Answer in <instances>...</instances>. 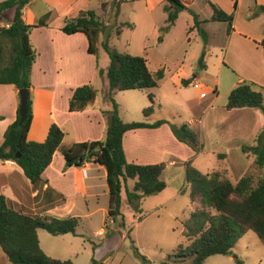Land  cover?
Listing matches in <instances>:
<instances>
[{"label":"trees","instance_id":"trees-1","mask_svg":"<svg viewBox=\"0 0 264 264\" xmlns=\"http://www.w3.org/2000/svg\"><path fill=\"white\" fill-rule=\"evenodd\" d=\"M33 0H7L0 3V18L9 10L13 19L8 26H0V85H12L17 90H31V75L37 59V52L30 41V34L36 26H29L23 19V9ZM236 1V0H235ZM167 14V28L173 27L178 15L184 11L193 18V30L208 45L209 34L202 25L207 22L226 24L230 34L233 15L207 2L212 17L200 20L199 16L181 0H164ZM122 4V2H119ZM234 7H236V2ZM264 12V7L261 8ZM127 26V25H124ZM134 25L130 24V28ZM66 36H85L87 53L97 58V41L102 32L101 22L94 11L80 12L76 18L66 19L61 28ZM120 34V30L118 31ZM160 40V38H158ZM264 47V40L261 42ZM102 48L109 59L107 70L108 90L105 95L111 110L103 112L107 119L103 141H85L72 144L60 150L64 139L63 131L51 124L42 142L28 139L33 120L31 96L28 102L27 119L20 125L17 112L16 121L10 125L0 146V163L14 162L33 187L47 184L42 176L51 165L53 156L60 151L66 168L82 169L87 164L103 167L107 174L108 211L107 217L116 222L121 216L122 190L129 205L134 206L143 199L160 194L166 188L161 180L167 169L166 163L136 165L128 163L123 149V138L128 132L142 129L155 130L168 125L175 139L198 154L202 149L199 137L188 125H172L165 120L152 124L147 122L124 123L119 116V105L115 101L117 93L125 91H150L164 80L163 69L154 74L142 57L121 54L104 43ZM205 51L198 61L201 70H206ZM187 87L189 81H182ZM97 91L90 85L78 87L69 99L68 112L82 113L95 104ZM150 106L142 111L144 119L154 114V96L148 95ZM227 111L235 109H258L264 114V88L253 83L242 82L228 96ZM243 154L252 158V166L264 170V126L256 135L253 144L241 146ZM17 155L19 156L17 158ZM250 165V166H251ZM227 174V171L224 170ZM134 181L131 190L127 181ZM185 183L191 204L198 203L199 209L190 215L186 223V247L180 245L176 251L160 264H204L216 255H229L238 241L247 233H253L264 248V175L253 186V179L244 175L232 184L220 172L202 174L191 162L185 164ZM78 219H63L44 216H30L10 208L6 198L0 193V250L9 264H72L70 261L53 259L44 254L39 245L38 230L51 236L76 235ZM123 226V224L121 223ZM136 251V250H135ZM139 256L138 252L136 251ZM141 257V256H140ZM147 262L145 257H141ZM236 264H243L237 261Z\"/></svg>","mask_w":264,"mask_h":264},{"label":"rangeland","instance_id":"rangeland-1","mask_svg":"<svg viewBox=\"0 0 264 264\" xmlns=\"http://www.w3.org/2000/svg\"><path fill=\"white\" fill-rule=\"evenodd\" d=\"M4 1L7 0H0V3ZM90 1L91 4H89L88 9L94 8L93 11L102 25V32L97 41V58H95L97 80L91 83V86L97 91L95 106L105 108L104 112L111 110V105L105 98L108 90L109 59L102 48V45L107 42L111 48L121 54L144 58L151 73L154 74L163 69L166 74L165 79L155 89L125 91L116 94L115 101L119 105V116L124 123L146 122L142 111L151 104L148 98L149 94L154 96L156 104L154 115L149 122L165 120L172 125L180 126L189 123L191 119L193 120L192 117L196 116V112L193 113L190 110L191 105L199 102L198 97L202 93L208 96L207 99L203 100V103H208L213 98L212 91H214L215 83L220 79L219 72L223 65L222 56L227 42L226 24L207 22L202 25L203 29L211 35L210 43L205 46L202 38L195 33L196 30L193 31L191 27L185 26L186 23L183 20L189 18L188 12L184 13V17L177 28L169 33L172 27L166 29L167 25H163L162 10L166 6L164 0ZM119 2H122L123 6ZM118 6L119 12L116 15ZM190 6L201 20H210L212 11L207 0H192ZM59 7L57 9L62 15L66 8H64L63 3H59ZM28 10L37 20L49 10V6L42 1H35L26 9V11ZM191 18L189 19L191 20ZM10 19L12 22V10L7 11L5 17L0 18V22L6 25L11 23L9 22ZM23 19L27 20L28 17ZM132 23L134 27L130 28ZM183 26L185 30H183ZM119 30L120 34L118 33ZM61 35L62 40L59 41L61 48L79 47L77 41ZM164 38H166L165 41H163ZM203 51L206 53V70H201L198 66ZM78 53L80 52L78 51ZM226 59L239 60L232 50ZM224 64L226 65V63ZM102 69H104V75ZM223 72H234V70L226 67ZM193 75L198 77L195 84H198L199 87L196 88L193 85L190 87L179 86L181 79H193ZM103 117L105 118L104 115ZM74 125L73 120L70 124H63L61 130L64 133V139L60 146L61 151L69 148L76 139H96L98 137L94 131L79 132V130L74 129ZM106 126L107 119L105 118V134ZM189 128L201 137L198 121ZM134 137L129 135L127 140L133 141ZM144 139L148 141L149 137L144 134ZM155 139H160L161 143L167 146L164 137H153L152 142ZM181 155L184 156L183 153ZM197 163L200 164L198 169L201 172H220L232 184L237 183L238 174H234L231 179L224 172V169L218 168L216 158L204 154ZM60 164L61 159L59 157L53 161L55 167ZM178 166L180 168L170 169L168 167L161 176V180L166 183V186L168 185V188L166 187L160 194L143 199L134 206L129 205L126 201L125 188H123L122 217L119 216L116 222L107 217L108 196L105 195V198L92 203L91 207L95 211L94 214L77 220L76 235L68 234L54 237L43 230H38L37 235L41 250L48 257L70 261L72 264H160L164 262L169 255L176 251L177 247L180 245L186 247L189 244L185 237V225L189 221L190 215L199 209L197 202L190 203L186 193L187 188L183 185L185 178L183 167L180 164ZM244 175L251 176L253 186H256L263 177L264 170L251 165ZM180 186L182 187L180 192L183 194L174 197V190H178ZM126 188L132 189L130 180L127 181ZM24 207L23 204L19 212H24L30 216L67 218L62 213H56L53 216L38 210L39 208L33 212ZM10 208L18 211L12 205ZM101 229L105 230L104 236L98 234ZM140 256L145 257L147 262L143 261ZM3 258L5 264H9L5 256ZM238 260L243 264H264V248L255 234L247 233L238 241L229 255L212 256L204 264H236Z\"/></svg>","mask_w":264,"mask_h":264},{"label":"crops","instance_id":"crops-1","mask_svg":"<svg viewBox=\"0 0 264 264\" xmlns=\"http://www.w3.org/2000/svg\"><path fill=\"white\" fill-rule=\"evenodd\" d=\"M35 1H42L49 6V10L37 20L29 10L26 11ZM181 1L188 8H192L190 6L192 0ZM207 2L233 15V25L230 34L225 33L227 42L222 56L223 65L219 72L220 79L215 83L212 91L213 98L208 103H203L208 96L201 98L199 95V102L190 107L193 113L196 112V116L186 124L190 127L198 121L201 137L196 135L202 144L201 151L196 154L188 146L178 142L168 125L155 130L142 129L126 133L123 138V149L128 163L136 165L166 163L167 168L170 169L180 168L178 166L180 164L184 175L185 164L188 162L200 171L198 159L207 154L217 159L218 168L226 170L231 179L234 174H238L236 180L238 182L253 161L243 154L241 146L253 144L256 135L264 126V114L258 109L249 108L227 111L225 106L230 92L242 82L264 88V47L261 46L264 40V12L261 11L264 0H207ZM235 2L236 7H234ZM59 3H63L66 8L62 15L57 9ZM89 4H91L90 0H33L23 9V18L28 17L24 20L25 23L36 26L30 34L31 44L37 52L31 75L33 120L28 135L30 141H44L51 124H56L62 129L63 124H70L71 120L75 122L74 129L79 132L94 131L98 136L96 139H76L72 144L105 139V118L102 115L105 108L96 107L94 104L82 113L68 112L69 99L74 90L85 85L91 86V83L97 80L96 61L94 56L87 53V40L85 36L78 34L67 37L77 41L79 47L69 49L61 48L59 45L64 21L76 18L80 12L93 11V7L88 9ZM164 7L163 25H167ZM184 13L186 11L178 15L169 33L177 28ZM189 18H185L183 22L186 23V27L192 28L193 19ZM0 26L7 27L8 24L3 25L0 22ZM183 30H185L184 26ZM195 33L197 34L196 31ZM165 40L166 38L163 41ZM230 50L239 60L226 59ZM226 67L234 72H223ZM197 78L193 75V79L181 80L189 81L187 87H190ZM179 86L183 87L181 84ZM18 108V90L12 85H0V146L7 128L16 121ZM151 117L145 119L147 123L152 124L149 122ZM144 134L149 137L148 141L144 139ZM129 135L135 136L133 141L127 140ZM156 136L164 137L167 146H164L160 139L152 142V138ZM182 153L184 156L181 155ZM58 157L61 159V164L55 167L53 161ZM42 178L47 184L33 187L14 162L0 163V193L6 198L9 206L12 205L18 211L24 204V208L33 212L39 208L38 210L53 216L62 213L67 217L79 219L94 214L92 203L105 198V195L108 196L107 174L103 167L87 164L82 169L66 168L60 151L54 154L52 163L45 170ZM131 182L133 187L134 181ZM183 185L187 188L185 178ZM166 187L168 188V185ZM181 188L180 186L178 190H174V197L183 194L180 192ZM98 234L104 236L105 230L101 229ZM2 255L3 253L0 256V264L4 259ZM2 264L5 262L3 261Z\"/></svg>","mask_w":264,"mask_h":264},{"label":"water","instance_id":"water-1","mask_svg":"<svg viewBox=\"0 0 264 264\" xmlns=\"http://www.w3.org/2000/svg\"><path fill=\"white\" fill-rule=\"evenodd\" d=\"M119 6L117 7L116 15H118ZM19 94V108H18V117L19 124L21 125L27 119V111H28V102L30 98V91L27 89L18 90ZM19 156L17 155V158Z\"/></svg>","mask_w":264,"mask_h":264},{"label":"built area","instance_id":"built-area-1","mask_svg":"<svg viewBox=\"0 0 264 264\" xmlns=\"http://www.w3.org/2000/svg\"><path fill=\"white\" fill-rule=\"evenodd\" d=\"M192 85L195 86L196 88L199 87V85H198V84L196 85L195 83H193ZM200 97H201V98H205V97H206V94L202 93V94L200 95Z\"/></svg>","mask_w":264,"mask_h":264}]
</instances>
